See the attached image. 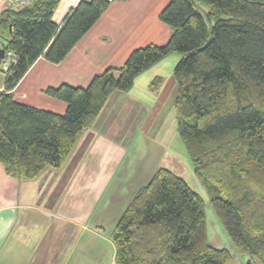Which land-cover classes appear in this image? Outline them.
Returning <instances> with one entry per match:
<instances>
[{
  "label": "trees",
  "instance_id": "1",
  "mask_svg": "<svg viewBox=\"0 0 264 264\" xmlns=\"http://www.w3.org/2000/svg\"><path fill=\"white\" fill-rule=\"evenodd\" d=\"M59 1L6 5L0 13V163L7 175L31 181L46 169L60 170L110 94L130 90L137 75L177 52V133L235 250L264 264V0H169L159 13L172 29L164 44L133 49L86 87L62 83L45 90L66 103L62 114L17 102L12 89L38 57L60 62L110 1H79L58 26L52 15ZM8 51L13 60L4 68ZM164 82L157 75L149 89ZM112 237L117 264L232 259L227 248L208 241L203 198L166 167L136 191Z\"/></svg>",
  "mask_w": 264,
  "mask_h": 264
},
{
  "label": "crops",
  "instance_id": "2",
  "mask_svg": "<svg viewBox=\"0 0 264 264\" xmlns=\"http://www.w3.org/2000/svg\"><path fill=\"white\" fill-rule=\"evenodd\" d=\"M14 1L0 0V13ZM79 1L82 0H60L53 21L61 25L70 8ZM168 1H111L60 62L53 63L40 56L32 63L12 89L14 99L63 113L66 103L49 96L45 90L62 83L86 87L108 68L121 66L133 49L149 43L164 44L172 29L159 19V13ZM4 79L0 69V90ZM124 94L119 90L110 94L95 124L82 134L62 169H46L34 180L24 181L7 175L0 163V264H100L109 260L87 227L90 210H80L81 202L72 201L93 187H103L110 176L111 172L105 176L106 180H99L98 176L89 175L87 157L93 148L106 147L107 143L108 148L116 149L119 153L116 166L136 140L134 126L144 116L130 110L129 98ZM110 161L107 159L105 163L110 165ZM114 256H109L112 262Z\"/></svg>",
  "mask_w": 264,
  "mask_h": 264
},
{
  "label": "rangeland",
  "instance_id": "3",
  "mask_svg": "<svg viewBox=\"0 0 264 264\" xmlns=\"http://www.w3.org/2000/svg\"><path fill=\"white\" fill-rule=\"evenodd\" d=\"M207 26L210 28L209 22ZM180 56L177 52L168 54L160 60V66L151 69L149 67L146 74L137 75L130 90L124 91V95L130 101V110L144 117L139 120L142 121L138 125L134 126L135 129L137 128L136 140L127 147V153L125 152L121 163L118 162L114 166L119 159L117 158L119 153L116 149L108 148L107 143H105L106 147L99 145L93 148L87 157L89 164L86 170L91 177L98 176L99 180L100 178L106 180L108 177L105 178V176H109L111 172L108 181L103 182V187L98 189L93 187L87 192L80 193L72 201L75 204L81 202L80 210H90L87 216V227L94 234L95 242L102 245L106 251L103 254L109 258V260H102L100 264H117L115 258L113 262L110 259L112 255H115L112 236L117 221L130 198L150 180L160 167H166L181 176L203 198L208 241L213 246L227 248L230 251L232 259L229 264H247L246 258L248 257L235 250L231 239L215 214L204 186L193 171L184 142L176 130L175 112L172 105L174 82L171 75ZM155 74H160L166 80L163 87L156 92L149 89V83ZM169 77L170 79L167 80ZM146 116L148 118H145ZM119 125L122 127L120 122ZM107 159L113 162L110 161V165H107L105 163ZM104 163L105 166H103Z\"/></svg>",
  "mask_w": 264,
  "mask_h": 264
},
{
  "label": "built area",
  "instance_id": "4",
  "mask_svg": "<svg viewBox=\"0 0 264 264\" xmlns=\"http://www.w3.org/2000/svg\"><path fill=\"white\" fill-rule=\"evenodd\" d=\"M32 1L33 0H16L10 6L17 9V8L23 7V6L31 3ZM108 1L111 2L113 0H108ZM9 60H13V55L11 54L10 51H8L6 54V60H5L4 65H3L4 68L7 66V63Z\"/></svg>",
  "mask_w": 264,
  "mask_h": 264
},
{
  "label": "water",
  "instance_id": "5",
  "mask_svg": "<svg viewBox=\"0 0 264 264\" xmlns=\"http://www.w3.org/2000/svg\"><path fill=\"white\" fill-rule=\"evenodd\" d=\"M2 53H3V50H1V54H0L1 56H2ZM246 263H247V264H252V262H251L250 259H248V258H246Z\"/></svg>",
  "mask_w": 264,
  "mask_h": 264
}]
</instances>
